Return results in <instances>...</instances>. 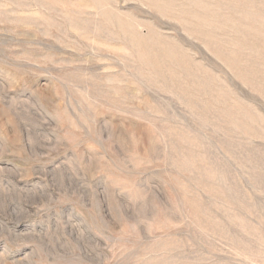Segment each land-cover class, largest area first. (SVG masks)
I'll list each match as a JSON object with an SVG mask.
<instances>
[{"label":"rangeland","instance_id":"1","mask_svg":"<svg viewBox=\"0 0 264 264\" xmlns=\"http://www.w3.org/2000/svg\"><path fill=\"white\" fill-rule=\"evenodd\" d=\"M0 264H264V0H0Z\"/></svg>","mask_w":264,"mask_h":264}]
</instances>
